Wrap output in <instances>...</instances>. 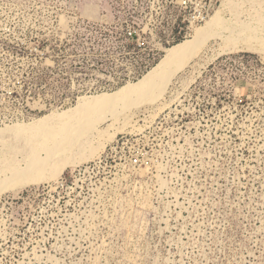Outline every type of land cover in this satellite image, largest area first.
Returning <instances> with one entry per match:
<instances>
[{
    "label": "rangeland",
    "instance_id": "obj_1",
    "mask_svg": "<svg viewBox=\"0 0 264 264\" xmlns=\"http://www.w3.org/2000/svg\"><path fill=\"white\" fill-rule=\"evenodd\" d=\"M177 1L0 0V167L33 142L4 129L51 118L32 145L50 143L82 100L137 82L182 42L152 50ZM206 1V20L250 23L261 50L209 40L158 99L1 192L0 264H264V0Z\"/></svg>",
    "mask_w": 264,
    "mask_h": 264
},
{
    "label": "bare ground",
    "instance_id": "obj_2",
    "mask_svg": "<svg viewBox=\"0 0 264 264\" xmlns=\"http://www.w3.org/2000/svg\"><path fill=\"white\" fill-rule=\"evenodd\" d=\"M234 2L235 0H224L221 6L229 7L231 4L233 5ZM209 15L210 13L201 24L193 27L191 35L196 27L197 29L192 37L190 35L188 38H185L186 40H180L182 42H175H180L178 44H171L173 46L166 50V54L162 60L150 71L145 73L141 79L139 78L137 82L127 83L116 91L102 93L101 95L98 94V96H92L82 100L86 103V106L82 108L81 116L77 119H72L69 123L61 126V122H54L53 124L50 122L51 127H48L49 129L46 131V135L53 136L52 140L54 141L50 143H41L39 144V148L32 145L35 139L38 140V137L41 135L40 133L44 132L42 130L43 124L45 125L46 121H52L51 118H45L33 124H17L4 129L5 131L9 130L16 134L20 132L28 133V135H30V140L33 142L31 141V153L23 158L21 164L14 163L15 161L4 158V162L0 167V193L3 191L17 190L33 182H41L49 171L50 162L54 158H64L69 155L74 150L77 140H79L80 137L88 135L90 132L98 130L101 122L108 118L114 120L117 118V115L133 105L158 99L166 91L175 74L183 68L209 40H221L225 43L226 50H261V46L254 44L252 41L256 36L253 35L255 33V28L252 29L250 23L236 27L235 25L227 23L224 18L219 16L218 12L210 17L209 20H206ZM203 23L205 25L198 28V26ZM263 28L259 29L264 32ZM258 38L259 37H257V39ZM165 47H163V50ZM54 175L55 173L52 172L51 176Z\"/></svg>",
    "mask_w": 264,
    "mask_h": 264
},
{
    "label": "built area",
    "instance_id": "obj_3",
    "mask_svg": "<svg viewBox=\"0 0 264 264\" xmlns=\"http://www.w3.org/2000/svg\"><path fill=\"white\" fill-rule=\"evenodd\" d=\"M178 10L170 29L163 28L155 21L156 34L153 36L154 47L152 50L159 53L163 47L188 38L195 25L201 24L209 13L214 9L212 3L206 0H178ZM129 38L136 36L137 44L140 46V38L135 31L127 32Z\"/></svg>",
    "mask_w": 264,
    "mask_h": 264
}]
</instances>
